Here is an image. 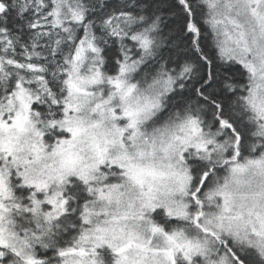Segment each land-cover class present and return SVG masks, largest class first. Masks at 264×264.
<instances>
[{
    "label": "snow or ice",
    "instance_id": "1",
    "mask_svg": "<svg viewBox=\"0 0 264 264\" xmlns=\"http://www.w3.org/2000/svg\"><path fill=\"white\" fill-rule=\"evenodd\" d=\"M0 264H264V0H0Z\"/></svg>",
    "mask_w": 264,
    "mask_h": 264
}]
</instances>
